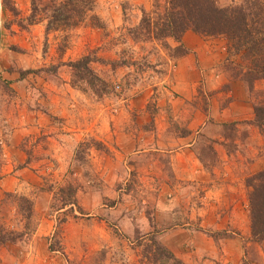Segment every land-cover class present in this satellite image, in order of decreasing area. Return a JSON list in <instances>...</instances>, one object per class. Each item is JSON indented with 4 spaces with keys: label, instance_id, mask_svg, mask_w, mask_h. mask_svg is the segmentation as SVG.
<instances>
[{
    "label": "rangeland",
    "instance_id": "rangeland-1",
    "mask_svg": "<svg viewBox=\"0 0 264 264\" xmlns=\"http://www.w3.org/2000/svg\"><path fill=\"white\" fill-rule=\"evenodd\" d=\"M241 1L215 0L219 7ZM166 3L96 0L98 21L85 19L71 28L47 30L45 20L29 19L30 0H1L0 170L9 158L17 161L20 156L26 168L15 190L0 192V230L16 232L14 241L0 245V264H162L168 257V264H264V240L252 239L249 232L245 185L246 178L264 169V128L253 122L254 106L264 104V79L249 89L231 75L236 64L246 61L231 51L222 35H202L209 44L206 60L210 64V51L223 48L225 56L212 73L241 81L253 115L205 123L197 155L208 176L178 183L167 153L129 151L133 141L127 129L137 128V134L140 128L158 125L151 104L170 91L174 95L170 82L182 56L174 48L179 43L185 48L182 37L192 31L186 30L178 42L154 39L153 30L140 27L143 13L153 22ZM84 57L89 58L85 70L82 62L76 68L71 65ZM93 76L103 83H89ZM230 85L209 91L216 108L232 97L222 93L232 89ZM147 95L151 118L138 117L135 99ZM33 114L48 118L46 127L39 134L21 135L18 127L32 126ZM184 123L177 117L168 125L178 131ZM125 143H130L127 150ZM225 154L226 174L211 172L209 167ZM21 167L19 163L15 169ZM150 171L157 174L153 182L148 181ZM68 187L77 204L59 207L70 197ZM209 188L222 189L223 206L233 198L221 214H203L196 208L205 198L211 200L205 197ZM30 202L31 208L23 204ZM242 207L248 212L247 235L241 227ZM157 244L172 257L156 254Z\"/></svg>",
    "mask_w": 264,
    "mask_h": 264
},
{
    "label": "crops",
    "instance_id": "crops-1",
    "mask_svg": "<svg viewBox=\"0 0 264 264\" xmlns=\"http://www.w3.org/2000/svg\"><path fill=\"white\" fill-rule=\"evenodd\" d=\"M207 39L208 38L193 31H186L184 33L181 42L186 48V53L177 58L178 70L176 71V74L173 75V80L170 82L174 95L170 91L169 95L162 97L151 104L155 106L157 114L154 116L153 122L155 118H158V125H155L151 129L140 128L139 131H137V134H135L137 128L127 129L126 132V136L128 135L133 141V144L129 149V151H132V154L144 153L146 155L147 153H150L152 156V154L156 152L167 153L168 159L170 160V166L176 177V182L182 184L189 181L193 183L195 180L198 182L200 176H208V172L204 169L206 168L205 164L197 155V142L201 131L205 129V123L207 124L210 119L219 121L251 119L253 115L251 106L249 102L246 101L243 89L242 87L240 88V85H242L241 81H229L226 76L222 77L220 74L215 75L212 73L214 72L213 70L217 69V64L224 58L225 51L223 48L222 50H219L218 48V50L212 52L209 50L210 54H208V58H211V63L209 64L205 56V49L209 45H207ZM198 57L202 60L201 62H199ZM228 82L232 85V89L226 90L225 92L223 91L222 93L232 95V97L227 101L226 105L223 103V107L216 108L215 95L209 91L220 88L222 84ZM201 86L204 87V89H201ZM202 90L206 91V93H203L206 94L205 103L202 101V97H204L201 92ZM148 104H150L148 95L142 96L137 100L135 99L134 105L136 107L134 105L133 107H135L134 109L138 113V117L148 116L151 118L149 115H151L152 111L149 110L150 108H148ZM131 105L130 108L132 107ZM128 113L130 112L128 111ZM54 114H56L55 111ZM100 114H102V112ZM61 115L64 116L65 114ZM33 117L32 126L35 130H31L32 126H19V133L21 135H27L28 133L33 132L39 134L42 132L41 129L46 127L49 121L43 114H33ZM177 117L185 120V128L180 126L181 128H179L178 131L169 128L168 125L172 118L176 119ZM21 124H23V122H21ZM119 134L125 136V133L123 132H119ZM135 135L136 138L134 139ZM148 140L151 142L149 143ZM128 144L130 145V143H125L123 149L127 150V147H129ZM221 147L222 146L220 145V148ZM222 156V160H218L217 165L210 166L209 168L213 167L211 172H215L217 175L220 173L224 176L226 174L224 169L229 161L226 154L225 157L224 155ZM152 159L154 166H157L156 159L154 157H152ZM24 160L25 158L21 156L17 161L12 158L7 160V164L2 170H0V192L4 193L16 189L18 182L20 181L18 176L20 174L22 175V168H26ZM17 163L21 164V169H15L18 165ZM155 175L157 174H155L154 171H150L148 181H155ZM206 191L205 197H208L209 199L211 198V200L205 198L204 203L201 202L202 204L200 207L196 206L197 209H202L203 214H221V212L225 211L224 209H228L231 203H233L232 198L226 202V206L222 205V189L209 188ZM243 207L242 215L244 222L241 227H243L244 231H246L244 233L247 235V222L245 219H247L248 212L243 209ZM231 208L236 207L233 206ZM239 226H237V229L241 231L242 228ZM225 227L226 225H217L216 229H223Z\"/></svg>",
    "mask_w": 264,
    "mask_h": 264
},
{
    "label": "trees",
    "instance_id": "trees-1",
    "mask_svg": "<svg viewBox=\"0 0 264 264\" xmlns=\"http://www.w3.org/2000/svg\"><path fill=\"white\" fill-rule=\"evenodd\" d=\"M6 0H3L5 3ZM96 0H30L31 21L45 20L47 30H62L78 25L82 20H99L94 12ZM140 27H147L146 32L153 30L152 37L157 40L173 38L180 42L186 30H192L201 35H222L233 53H241L245 62L231 71L233 77L245 81L248 88L258 79H264V2L260 0H242L241 3L219 7L215 0H167L166 5L157 13L152 22L148 12L143 13ZM80 21V22H79ZM136 31V28L133 29ZM166 45V44H165ZM178 55L186 53V49L179 43L175 48ZM89 60L72 62L74 68L82 62L83 69ZM84 78V77H83ZM85 81L87 78H84ZM102 82L99 76H93L88 82ZM103 83V82H102ZM253 122L256 126L264 128V104L254 106ZM248 212L250 220V236L256 241L264 240V169L246 178ZM68 199H64L59 207L66 204H77L76 197L68 187ZM26 208H31L25 205ZM79 207V206H78ZM19 208L23 209L19 203ZM27 211V210H26ZM13 230H0V245L7 241H14ZM159 253L172 257L171 252L164 246H155ZM160 257H155L158 261ZM164 259V258H162ZM165 258L162 264H168ZM179 261V260H177Z\"/></svg>",
    "mask_w": 264,
    "mask_h": 264
},
{
    "label": "water",
    "instance_id": "water-1",
    "mask_svg": "<svg viewBox=\"0 0 264 264\" xmlns=\"http://www.w3.org/2000/svg\"><path fill=\"white\" fill-rule=\"evenodd\" d=\"M0 4H1V0H0Z\"/></svg>",
    "mask_w": 264,
    "mask_h": 264
},
{
    "label": "built area",
    "instance_id": "built-area-1",
    "mask_svg": "<svg viewBox=\"0 0 264 264\" xmlns=\"http://www.w3.org/2000/svg\"><path fill=\"white\" fill-rule=\"evenodd\" d=\"M117 87V86H116Z\"/></svg>",
    "mask_w": 264,
    "mask_h": 264
}]
</instances>
